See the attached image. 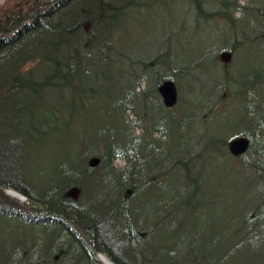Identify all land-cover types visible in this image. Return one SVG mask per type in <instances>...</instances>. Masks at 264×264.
Instances as JSON below:
<instances>
[{"label": "trees", "instance_id": "trees-1", "mask_svg": "<svg viewBox=\"0 0 264 264\" xmlns=\"http://www.w3.org/2000/svg\"><path fill=\"white\" fill-rule=\"evenodd\" d=\"M81 1L84 0H10L0 7V220L6 224L15 221L30 227L31 232V237L25 236L20 229L16 240L2 249L8 257L0 264H100L99 254L114 264H172L173 257L176 259L174 264H236L232 252L226 253L222 259L213 254L216 243L201 254L197 244L188 241L179 245L165 244L161 251H148L149 242L167 215L169 206L178 202L181 195L150 201L141 222L134 211L147 198L148 189L153 190L176 165L175 161L189 169L194 165L196 154L191 152L186 141L175 147L174 132L181 134L193 126V138L201 133L203 126H197L201 107L182 111V104L178 107V96L177 105L166 108L158 89L166 80L177 82L179 86V80H185L183 76H194L209 51L185 64L180 70L181 75L173 72L171 63L160 62L163 55L156 57L155 63L165 66L166 71L158 76L154 74L157 84L143 93L141 107L134 87L113 101V108L121 110L123 115L115 130L105 123L92 134L87 131L79 139V154L72 160L73 165L54 168L44 182H33L24 169L27 160H33L32 152L54 140V133L59 131V116L55 114L51 116L53 122L40 124L45 115L40 110L52 91L66 86L76 89L78 85L90 90L89 84L84 79L80 81L78 76L79 70L86 78L91 75L89 61L94 56L88 57L89 53L106 50L123 58L113 43L115 12L110 16V11L119 8L113 0H106L109 10L106 16L103 10L98 13L85 10L82 19L75 22L72 20L74 8ZM213 2L219 3V10L207 11L204 6L209 0H192L197 23L224 21L231 24L233 32L237 29L243 35L242 41L237 40L238 49L248 39L239 29V25L247 20L253 31V40L264 37V0H258L252 8L233 3V0ZM232 6L234 11L248 16L235 20L230 12ZM87 23L92 28L85 32ZM253 24L258 27L253 29ZM258 31L262 32L261 35ZM235 49L237 46L226 53L232 56ZM111 62L109 60L108 65H112ZM224 65L227 67L228 63ZM146 67L144 64L141 69ZM224 83L232 99L244 109L236 138L245 136L251 141L248 152L235 157L228 150L233 139L226 140V152L239 161L240 164L235 165L236 169L240 168L238 173L251 171L255 179L264 181V66L246 79H233L231 72L227 71ZM178 86L176 84L177 90ZM152 94L157 96V102L146 100ZM155 104L158 106L157 119L153 114ZM125 114L139 117L140 122H129ZM64 120L63 126L69 129L72 115ZM140 126L144 129L142 138L134 137L132 130ZM154 135L160 137L155 139ZM164 139L167 141L163 142ZM140 154L142 162L136 159ZM183 156L187 157L180 162ZM93 158L100 160L95 168L90 166ZM149 158L152 168L158 172L153 178L147 176L149 179L143 183L148 175L147 167L143 166L149 165ZM117 160L126 161L127 167L118 170L114 165ZM187 175L197 188L198 177L192 173ZM139 184L141 191L137 190ZM8 190L23 195L26 202L8 195ZM73 190H78L77 198L71 194ZM263 190L264 183L251 195L250 198L259 204L254 208L256 210L245 213L240 226L245 228L247 223L259 220L257 235L254 236L253 231L246 233L254 240L264 239ZM197 195L198 189H195L191 197ZM261 250L264 251V242L260 243L258 252ZM188 254L193 257L187 258ZM16 255L20 256L19 261H15ZM35 255L39 257L33 260Z\"/></svg>", "mask_w": 264, "mask_h": 264}, {"label": "rangeland", "instance_id": "rangeland-1", "mask_svg": "<svg viewBox=\"0 0 264 264\" xmlns=\"http://www.w3.org/2000/svg\"><path fill=\"white\" fill-rule=\"evenodd\" d=\"M9 1L0 0V7ZM213 1L209 0V3L205 4L207 11L219 10L220 7L217 5L219 3ZM112 2L119 8L110 11V16L113 15L112 12L116 15L112 20V24L116 27L113 43L116 51L123 54V58L106 50H103V53H94L95 51L89 53L88 57L94 56L89 61L91 75L86 78L79 70L78 76L80 81L84 79L89 84L90 90H84L86 87L78 85L76 89L66 86L52 91L44 108L40 110L45 114L40 124L53 122L51 116L55 114L59 116V131L54 133V140L46 142L41 150L36 149L32 152L33 160L28 159L27 167L24 169L31 175L33 182H44L51 176L54 168H68L73 165L72 160L79 154L77 150L79 139L83 138L87 131L92 134L105 123L110 124L115 130L123 115L121 110L113 108V101L121 98L133 87L137 102L142 99L144 101L143 93L152 90L157 84L156 76L166 71L165 66L155 63L156 57L163 55L160 62L171 63L173 72L181 75L180 70L185 64L209 51L194 76L184 74L185 80H179V86L176 82L180 98L178 107L182 104V111L201 107L197 119L199 121L197 126H203L201 133H197L193 138L195 132L193 126L181 134L174 132L175 147L186 141L191 152L196 154L194 165L189 169L175 161L176 165L153 190L151 187L148 189L147 198L138 205V208H134V211L138 221L141 222L146 216L150 201L179 194L181 195L179 201L169 206L167 215L151 238L148 251H161L165 244L179 245L188 241L197 244L201 254L216 243L217 248L215 247L213 254L221 259L226 253L232 252L236 264H264V251L258 252L260 243H263L264 239L254 240L246 236L247 232L254 233L258 230L259 220L247 223L245 228L240 227L245 219V213L259 204L256 199L250 197L263 187L264 181L255 179V174L251 171L238 173L240 168L236 169L235 165L238 166L240 163L227 154L224 144L226 140L237 137L235 133H238L244 115V109L229 95L224 83V73L229 71L231 77L238 80L246 79L262 69L264 37L253 40V31L247 20L239 25V29L248 39L238 49L237 40L242 41L243 35H240L237 29L233 32L231 24L227 25L224 21L197 23L196 15L192 10V0H113ZM233 3L252 8L258 0H233ZM85 10L93 13L103 10L105 16L106 12L109 13L106 0H84L74 8L72 20L75 22L81 20ZM230 12L237 21L242 19L243 15L248 16L234 11V6ZM85 25V32L92 28L88 23ZM106 25L109 27L108 20ZM253 25V29L258 27V24ZM258 33L261 35L262 32L258 31ZM236 46L237 49L232 52L226 67L222 56ZM109 60L113 62L112 65H108ZM144 64H147L145 70L141 69ZM28 67L30 68L31 65ZM130 73L132 74L129 75ZM141 76L144 77L137 83ZM146 100L151 103L158 101L155 94L148 96ZM141 105L140 102V107ZM148 107H151L149 103ZM157 110L158 106L155 104L153 114L156 119ZM70 115L72 122L68 129L63 123L64 118ZM125 117L129 122H140L139 117L129 114H125ZM203 118L206 119L202 121ZM132 132L134 137L142 138L143 126L134 128ZM159 137L154 135L155 139ZM142 157L140 154L136 159L142 162ZM186 157H181L180 162ZM148 161L149 165L143 166L147 167V170H144L148 174L145 175L143 183L147 182V176L153 178L158 172L152 168L150 158ZM114 165L118 170L127 167L126 161L123 160L115 161ZM188 173L198 177L197 188L188 180ZM195 189H198V195L192 198ZM137 190L141 191L140 184ZM7 192L9 194V190ZM26 200L25 197L22 202ZM155 204L156 202L153 203ZM20 229L24 231L25 236L31 237L30 227L15 221L6 224L0 220V263H4L8 257L2 249L16 240ZM253 235L256 236L257 232ZM37 257L39 256L35 255L32 258L36 260ZM192 257V254L187 256V258ZM19 258L20 256L16 255L15 261H19ZM175 260L173 257L174 263Z\"/></svg>", "mask_w": 264, "mask_h": 264}, {"label": "water", "instance_id": "water-1", "mask_svg": "<svg viewBox=\"0 0 264 264\" xmlns=\"http://www.w3.org/2000/svg\"><path fill=\"white\" fill-rule=\"evenodd\" d=\"M225 60H223L225 63H228L229 57H231L230 54L226 53L222 56ZM159 95L162 98L163 104L166 108H173L178 103V90L176 87V84L172 80H166L164 81L161 86L158 89ZM251 141L247 137H239L234 140H232L229 145L228 149L231 155L239 157L244 154H246L250 148ZM100 160L98 158H93L90 161V166L95 168L99 165ZM9 194L16 197L17 199L24 201L25 198L21 194H18L13 191H9ZM71 194L74 196V198H77L79 195L78 190L71 191ZM100 260H102L105 264H114L111 261H109L104 256H99Z\"/></svg>", "mask_w": 264, "mask_h": 264}]
</instances>
